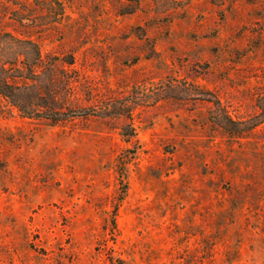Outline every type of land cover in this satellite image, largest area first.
<instances>
[{"label":"rangeland","instance_id":"1","mask_svg":"<svg viewBox=\"0 0 264 264\" xmlns=\"http://www.w3.org/2000/svg\"><path fill=\"white\" fill-rule=\"evenodd\" d=\"M3 62L0 264H264V0H0Z\"/></svg>","mask_w":264,"mask_h":264},{"label":"trees","instance_id":"2","mask_svg":"<svg viewBox=\"0 0 264 264\" xmlns=\"http://www.w3.org/2000/svg\"><path fill=\"white\" fill-rule=\"evenodd\" d=\"M18 42L20 44H23V45L31 46V49H33V51L37 55V58L35 59V61H32L31 64H30L29 73L27 72V73H25V75H22V77H23L22 79H24L27 82L28 81L30 82L31 80H33V78L28 77V76H31L30 73L33 72V71L35 72L36 68L41 67V65H39V63H37V60L40 58L39 49H38V47H37V45L35 43L28 42V41H25V42L18 41ZM22 63H24V62L22 61ZM4 66H5L4 62L0 64V96H3L5 98L9 99L11 102H13L12 101L13 97L17 96L15 94V90H16L15 89V83H16L15 80L16 79L15 78L16 77L10 76L5 71ZM22 67H23L22 70H24L25 67L24 66H22ZM13 104H15L18 107L20 112H22L23 114H26V116H31L32 113H29V112L26 111L27 107L25 105H21V104L17 103V101H15V100H14ZM53 122L55 123L56 121H53ZM125 131L122 133V135L126 138V141H128V142L136 136V133H135L134 129H132V128L129 131H127V130H125ZM118 162H120V164H122V165L126 164L125 159H123L122 161L119 160Z\"/></svg>","mask_w":264,"mask_h":264}]
</instances>
